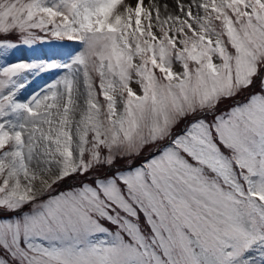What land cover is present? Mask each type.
I'll use <instances>...</instances> for the list:
<instances>
[{
	"label": "snow or ice",
	"instance_id": "6c2138e0",
	"mask_svg": "<svg viewBox=\"0 0 264 264\" xmlns=\"http://www.w3.org/2000/svg\"><path fill=\"white\" fill-rule=\"evenodd\" d=\"M0 264H264V0H0Z\"/></svg>",
	"mask_w": 264,
	"mask_h": 264
},
{
	"label": "rangeland",
	"instance_id": "374dc122",
	"mask_svg": "<svg viewBox=\"0 0 264 264\" xmlns=\"http://www.w3.org/2000/svg\"><path fill=\"white\" fill-rule=\"evenodd\" d=\"M37 53H34L29 50H20L16 51L14 56L10 57L9 62H13L18 59H31L34 58ZM55 73H44L39 76H33L32 82L28 85V87L24 90V95L27 96L31 94L33 91L41 88L46 82L54 77Z\"/></svg>",
	"mask_w": 264,
	"mask_h": 264
},
{
	"label": "bare ground",
	"instance_id": "6f19581e",
	"mask_svg": "<svg viewBox=\"0 0 264 264\" xmlns=\"http://www.w3.org/2000/svg\"><path fill=\"white\" fill-rule=\"evenodd\" d=\"M169 2H170V0H169Z\"/></svg>",
	"mask_w": 264,
	"mask_h": 264
}]
</instances>
